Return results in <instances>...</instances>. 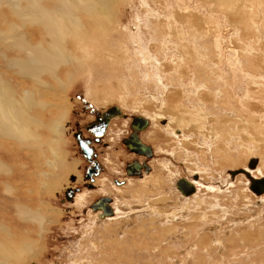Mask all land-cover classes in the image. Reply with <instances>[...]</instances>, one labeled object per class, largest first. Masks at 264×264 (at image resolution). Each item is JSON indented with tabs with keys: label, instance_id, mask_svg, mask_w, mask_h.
Returning a JSON list of instances; mask_svg holds the SVG:
<instances>
[{
	"label": "rangeland",
	"instance_id": "rangeland-1",
	"mask_svg": "<svg viewBox=\"0 0 264 264\" xmlns=\"http://www.w3.org/2000/svg\"><path fill=\"white\" fill-rule=\"evenodd\" d=\"M16 2L0 0V96L12 100L0 97V105L20 110L37 147L0 135V245L15 255L19 242L30 246L12 264H264V194L229 175L257 158L260 174L251 176L264 178V0H119L117 26L90 43L96 59L87 51L80 72L59 64L36 77L17 66L23 54L13 35L23 17ZM8 32L9 40L1 36ZM42 41L30 31L24 37ZM77 92L101 109L116 105L151 121L142 136L153 147L151 172L127 187L110 180L130 158L118 157L117 140H105L110 219L83 213L85 194L69 216L55 199L75 160L64 126L87 119L70 101ZM25 98L35 107L26 108ZM180 178L197 183L189 202L174 188ZM0 264L11 262L0 256Z\"/></svg>",
	"mask_w": 264,
	"mask_h": 264
},
{
	"label": "bare ground",
	"instance_id": "bare-ground-1",
	"mask_svg": "<svg viewBox=\"0 0 264 264\" xmlns=\"http://www.w3.org/2000/svg\"><path fill=\"white\" fill-rule=\"evenodd\" d=\"M117 2H119V0H17L16 3L20 4L19 5L20 13L23 17V21L19 24L21 30L19 29L20 30L19 32H17L16 34L14 33L15 35L13 34L12 35L15 40L14 43L15 46H18V50H20L23 54L22 61L20 63H17V66L19 67L20 71L24 74L27 72L32 73L36 77L41 72L51 71V69H53L54 67L56 68L59 64H66L69 67V74L80 72V70H82L84 67L83 60L85 56H87V51L94 56V59H96L95 58L96 52L94 51V49H96V43L90 45V43H92V40L97 39V36L101 32V30L105 28H109L111 30L112 28H114V26H117V21L115 22L113 16L114 14L113 6ZM80 16H83L85 18V21H82ZM83 22H85V24H83ZM29 31L31 33L37 34L47 39V41L41 42L42 47H40L39 44L38 45L25 44L24 37L26 36V32L29 33ZM5 34L6 35L2 34L1 36H4V38L9 40L11 37L10 32ZM103 34L105 33L103 32ZM4 38L2 37L1 39L3 40ZM9 45H11V43H9ZM65 46L70 47L69 49L70 52L65 51ZM82 46H84V49L82 48ZM76 48H78V51H80L82 54L80 58L74 56V54L72 53V51L75 50ZM10 94H5L6 96L3 95L0 96L1 102H3L6 105L7 103H10L12 101ZM23 103L26 108L30 107L31 104H33V103H29L26 98L24 99ZM6 105H0V135L2 136H5L4 134L11 135L13 136V139L16 137L17 142L22 146L23 145L26 146V144L32 143V146H34L33 149H36L37 146H35L34 142H37V139L34 138L33 134L27 128L24 127L23 118L20 114V110L19 112L16 111L14 108L11 107L12 105H10L9 108H7L8 110H5L3 109V106L6 108ZM32 106L35 107L34 104ZM30 122H35V121L32 118L28 120V123ZM179 123H184V122H179ZM179 123L176 124L181 126V124ZM169 124H170V120H168L167 124L164 125L165 126L164 129L169 130L170 129ZM181 128L183 129V126H181ZM52 131L56 134L54 128ZM152 153H153V147H152ZM226 154H228V151L226 152ZM229 154L232 155V153ZM58 160L60 161V158ZM260 165L261 162L260 160L258 161L257 159V164L253 171L247 169V163L243 170L248 172L250 176H251L250 172H254V171H256L257 174L258 173L260 174ZM130 182H131L130 179H127L124 186L127 187V185H129ZM191 183L194 185V187H196L197 183L194 182ZM103 184L104 183H102V185ZM174 188L175 190H177L176 184H174ZM196 192L197 191H195V193ZM178 193L180 196H182L181 198H183L185 201L188 200L187 202H189V199L195 195L192 194L190 196H183L182 194H180L179 191ZM77 198L80 200L82 199V196H79ZM162 198L167 199L168 196L167 197L162 196ZM258 201L260 205L264 204V203H260V199ZM110 208L114 212L115 209L113 208V205H110ZM158 211L161 212L162 210L158 209ZM158 211L155 207H153V210H151L153 214L156 213L160 214V212ZM97 214L96 217H98ZM161 215L168 216L167 214L165 215L162 213ZM109 217L108 219H110ZM22 238H23L22 236L20 237V235H18V241H22ZM22 242H19V246L17 247L19 250L17 251L16 255L14 253L6 252L5 248L2 245H0V256L9 260L11 264L12 262L20 263L22 261L21 259L29 255L30 252L29 249L30 246L25 245V243Z\"/></svg>",
	"mask_w": 264,
	"mask_h": 264
},
{
	"label": "flooded vegetation",
	"instance_id": "flooded-vegetation-1",
	"mask_svg": "<svg viewBox=\"0 0 264 264\" xmlns=\"http://www.w3.org/2000/svg\"><path fill=\"white\" fill-rule=\"evenodd\" d=\"M83 96L82 92H77L74 95V99L70 100L78 103L79 107L74 110L75 114L80 119L83 117H87V119L85 122L78 120L79 124L76 126L71 127L70 123H66L64 126V137L69 136L75 148V160L71 161V168L70 163H68L69 171L66 178L62 179L58 184L56 188L58 192L55 193V199L64 207L65 211L63 210V214L69 216L70 212L76 214L78 211L75 210L81 205L75 204L76 197L80 194H85L84 201L89 203H87L86 209L82 212L88 211L91 214H89L90 216L98 213L99 221V219L107 218L103 210L106 211L105 207L110 208V205L114 201L111 196L105 194V190L103 189L104 184L102 185L101 183L106 179L103 178V175L106 173V157L103 156L105 153L104 148L111 146L105 140L110 139V142L113 143L117 140L119 146L115 147V151L118 157L120 154H125L128 155L126 156L127 158H130V160L123 163L122 168L119 170L121 176L113 177L110 180L115 187L124 186L127 179L141 178L142 174H149L151 172L149 161L152 158V148L142 138L144 132L150 129L151 121L141 113L125 114L116 105L101 109L93 102L86 101ZM165 122L166 120L163 119L160 123L164 124ZM177 133L178 131L175 134ZM111 134L114 136L112 139L110 137ZM133 142H138L141 146L149 147L151 151L149 158L140 150L138 151L137 147L132 144ZM80 143H82L83 148ZM136 149L137 151H135ZM142 165L144 167H140V170H137L136 166ZM188 180L193 181V179ZM107 182L110 184L109 181ZM98 192H102L103 195L96 196ZM87 196L88 200L85 199ZM110 210L111 213H108L114 214L111 208Z\"/></svg>",
	"mask_w": 264,
	"mask_h": 264
},
{
	"label": "water",
	"instance_id": "water-1",
	"mask_svg": "<svg viewBox=\"0 0 264 264\" xmlns=\"http://www.w3.org/2000/svg\"><path fill=\"white\" fill-rule=\"evenodd\" d=\"M134 146L137 147L138 151L140 150L143 154H145L147 157H149L151 155V151L150 148L147 146H141L138 142H133L132 143ZM81 147L83 148L82 143H80ZM137 149L135 151H137ZM257 164V159L255 158H250L247 162V169L250 171H253L256 167ZM140 167H144V165L142 166H136L137 170H140ZM239 174H243L245 176V178L248 180L249 182V189L256 195H260V194H264V178H259V179H255L253 177L250 176V174L242 169L239 170H235V171H231L229 172V175L233 178L236 175ZM194 180H197L196 176H193ZM176 189L180 192V194H182L183 196H190L192 194H194L195 192V187L194 185L187 180L186 178H181L178 180V182L176 183ZM106 211L103 210L105 212V216L109 217L111 216V210L109 207H105ZM110 212V213H108Z\"/></svg>",
	"mask_w": 264,
	"mask_h": 264
},
{
	"label": "crops",
	"instance_id": "crops-1",
	"mask_svg": "<svg viewBox=\"0 0 264 264\" xmlns=\"http://www.w3.org/2000/svg\"><path fill=\"white\" fill-rule=\"evenodd\" d=\"M110 163V162H109ZM111 165V164H110ZM117 187V186H116ZM120 187H122V186H120Z\"/></svg>",
	"mask_w": 264,
	"mask_h": 264
}]
</instances>
